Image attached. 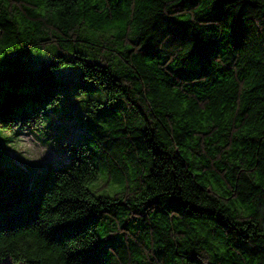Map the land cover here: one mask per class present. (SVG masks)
Returning a JSON list of instances; mask_svg holds the SVG:
<instances>
[{
    "label": "trees",
    "instance_id": "16d2710c",
    "mask_svg": "<svg viewBox=\"0 0 264 264\" xmlns=\"http://www.w3.org/2000/svg\"><path fill=\"white\" fill-rule=\"evenodd\" d=\"M42 2L0 0V50L46 57L0 61V133L76 128L29 193L0 165V254L100 264L103 240L104 264H264V0ZM191 49L211 62L188 78Z\"/></svg>",
    "mask_w": 264,
    "mask_h": 264
},
{
    "label": "rangeland",
    "instance_id": "374dc122",
    "mask_svg": "<svg viewBox=\"0 0 264 264\" xmlns=\"http://www.w3.org/2000/svg\"><path fill=\"white\" fill-rule=\"evenodd\" d=\"M75 126L74 123L61 122L57 129L48 133V137L27 133L18 136L16 130L0 133V165H9L28 175L27 182H11L9 186L29 193L50 175L51 170L63 167L66 156L62 143Z\"/></svg>",
    "mask_w": 264,
    "mask_h": 264
},
{
    "label": "clouds",
    "instance_id": "9594fccd",
    "mask_svg": "<svg viewBox=\"0 0 264 264\" xmlns=\"http://www.w3.org/2000/svg\"><path fill=\"white\" fill-rule=\"evenodd\" d=\"M94 2H99V0H94ZM15 6L16 5H14V7ZM24 6H27V5H24ZM45 7H48L47 0H43V2L40 3V7L37 9V11H43L45 9ZM51 7L55 8V7H57V5L54 4ZM213 9L214 8L212 7V3L209 2L207 10H206V12H207L206 18L211 17ZM210 19H212V18H210ZM237 21L239 22V25H240L239 31H236V24L231 25V27L233 28V38L234 39L242 38L243 25L241 24V21L239 19ZM133 39H135V37H133ZM19 53H27L32 58H35L37 60H43V61L46 60V57H45L43 52L34 51L31 48H25L23 50L15 49V48L14 49L5 48L3 50H0V61H4L7 57L15 55V54H19ZM190 55H188L186 58H184V67H183V71H182V75L185 77H188V78L198 76V75L202 74L203 72H205L206 68L208 67V65L211 62V53L203 60V66H199V63L194 62L192 59H190ZM49 70L53 73L62 72V71H57L54 68H49ZM81 93H82V89H81V87H79L76 90V94L74 95V99L78 103L81 112H83L85 121H87L90 113L82 111L83 105L80 103V101L86 100L87 97L83 96ZM56 99L61 101L60 107H63L62 102L65 100L64 94L63 93H57ZM53 106H55V100L53 101ZM42 111L46 112V111H48V109L44 108V109H42ZM87 187L95 189V186L92 184H88ZM116 191H120V189H116ZM42 206H43V202L41 203L40 211L42 209ZM40 211H39V213H40ZM108 246H109V244L105 248L104 253H105L106 249L108 248ZM104 253L102 255L100 264H104V261L107 260V256ZM28 258H29L28 256H21V254L18 251L17 252L8 251L6 254H0V264H25V261ZM32 258H34V257H32Z\"/></svg>",
    "mask_w": 264,
    "mask_h": 264
},
{
    "label": "snow or ice",
    "instance_id": "6c2138e0",
    "mask_svg": "<svg viewBox=\"0 0 264 264\" xmlns=\"http://www.w3.org/2000/svg\"><path fill=\"white\" fill-rule=\"evenodd\" d=\"M193 50L194 49H191L190 50V59H192L193 60ZM202 52H203V50H202ZM201 57H202V53L201 54H197V56H196V62L197 63H199L200 62V60H201ZM97 244H100L101 246H100V248L99 249H97V251L101 254V255H103V253H104V250H105V248L107 247V245H108V242L107 241H103V240H101V241H99ZM96 244V245H97ZM85 258H84V264H95V262L94 261H92V260H90L87 256H84Z\"/></svg>",
    "mask_w": 264,
    "mask_h": 264
}]
</instances>
